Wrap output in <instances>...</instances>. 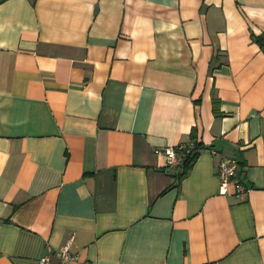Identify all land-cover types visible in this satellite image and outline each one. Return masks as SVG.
Returning <instances> with one entry per match:
<instances>
[{"label": "crops", "instance_id": "crops-1", "mask_svg": "<svg viewBox=\"0 0 264 264\" xmlns=\"http://www.w3.org/2000/svg\"><path fill=\"white\" fill-rule=\"evenodd\" d=\"M196 136L185 174L154 153ZM66 243L69 264H264V0H0V264Z\"/></svg>", "mask_w": 264, "mask_h": 264}, {"label": "built area", "instance_id": "built-area-1", "mask_svg": "<svg viewBox=\"0 0 264 264\" xmlns=\"http://www.w3.org/2000/svg\"><path fill=\"white\" fill-rule=\"evenodd\" d=\"M194 141L180 143L176 146H162L154 149V153L162 155L165 164L171 167H178L184 160L187 153L195 149ZM214 153V151H211ZM217 174L220 181L219 191L222 194L227 193L228 185L233 187V194L237 197L241 196L244 191V185L238 177V162L233 157H221L218 162ZM58 259V264H69L77 260V256L69 251V243L64 244L55 252ZM37 264H52V257L50 253L42 255ZM81 264H92L88 260H83Z\"/></svg>", "mask_w": 264, "mask_h": 264}, {"label": "trees", "instance_id": "trees-1", "mask_svg": "<svg viewBox=\"0 0 264 264\" xmlns=\"http://www.w3.org/2000/svg\"><path fill=\"white\" fill-rule=\"evenodd\" d=\"M216 104H217V100H214V105ZM193 141L196 146L195 148L202 149V147H204L202 142L197 139V136L193 139ZM198 153L199 151H196L195 149H193L189 153L186 154L183 160V163H182V169H183L182 174H185L187 172V170L190 168L195 158L197 157Z\"/></svg>", "mask_w": 264, "mask_h": 264}]
</instances>
